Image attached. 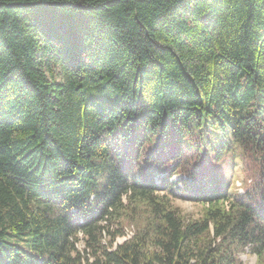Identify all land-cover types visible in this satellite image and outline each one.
Returning a JSON list of instances; mask_svg holds the SVG:
<instances>
[{"label":"trees","instance_id":"trees-1","mask_svg":"<svg viewBox=\"0 0 264 264\" xmlns=\"http://www.w3.org/2000/svg\"><path fill=\"white\" fill-rule=\"evenodd\" d=\"M247 251L264 264V0H0V264Z\"/></svg>","mask_w":264,"mask_h":264},{"label":"rangeland","instance_id":"rangeland-1","mask_svg":"<svg viewBox=\"0 0 264 264\" xmlns=\"http://www.w3.org/2000/svg\"><path fill=\"white\" fill-rule=\"evenodd\" d=\"M230 179L232 181V191L243 192L245 188V176L243 173V164L240 159V156H234V164L229 168ZM182 175H175L172 177L173 180L178 181ZM175 203L178 205L183 213L190 216L199 217L203 210V205L197 202H194L189 199L175 198ZM134 234V227H129L126 230V234L119 236L117 238V243H121L126 239L130 238ZM83 237V235H79ZM83 240L78 243L79 248H83ZM241 259L244 264H255L256 256L251 254L249 251L241 255Z\"/></svg>","mask_w":264,"mask_h":264}]
</instances>
